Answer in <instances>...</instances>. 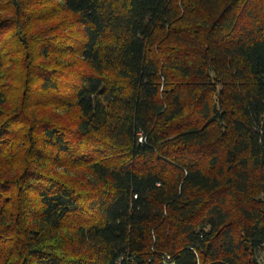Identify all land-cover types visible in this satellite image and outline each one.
<instances>
[{"label": "trees", "instance_id": "trees-1", "mask_svg": "<svg viewBox=\"0 0 264 264\" xmlns=\"http://www.w3.org/2000/svg\"><path fill=\"white\" fill-rule=\"evenodd\" d=\"M0 264H264V0H0Z\"/></svg>", "mask_w": 264, "mask_h": 264}]
</instances>
